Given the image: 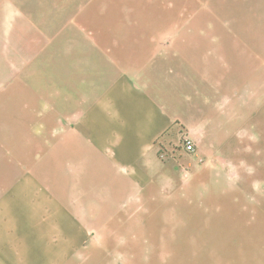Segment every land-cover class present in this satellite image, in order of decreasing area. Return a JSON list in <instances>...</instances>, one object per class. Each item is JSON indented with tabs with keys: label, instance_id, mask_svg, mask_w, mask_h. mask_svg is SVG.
<instances>
[{
	"label": "crops",
	"instance_id": "obj_1",
	"mask_svg": "<svg viewBox=\"0 0 264 264\" xmlns=\"http://www.w3.org/2000/svg\"><path fill=\"white\" fill-rule=\"evenodd\" d=\"M249 1L264 6V0ZM90 2L0 0V89L11 92L7 95L0 91V114L9 119L13 114L27 112L29 96L35 98L34 104L41 113H44V105L70 104L71 100L78 103L69 95L61 97L58 62L54 60L56 70L45 78L44 67L48 65L45 58L59 56V41L67 42L65 56L68 57L76 56L75 41H87V75L84 77L87 80L83 84L76 81L75 67L69 65L73 69H69L73 77L70 81L74 90L72 97L78 90H83L81 94H84L87 89V101L82 98L83 105H87V145L83 144L82 153L76 154L72 162L86 169L89 199L102 198L99 195L104 186L106 192L124 183L131 186V194L135 192L139 196L141 187L155 176L147 169V161L148 158L155 161V156H159V140L175 129L178 122L187 119L189 107L196 115L204 114V102L199 103L198 99L203 95L204 81L214 84L218 75L214 65L215 60L218 62V58L214 59L218 44H207L209 38L203 34L193 38L179 34L178 40L183 43L177 46L164 43L173 40L170 34L121 35L115 27L124 30L123 17L93 18ZM255 35L264 38L263 34ZM178 47L179 53L173 55ZM171 83L173 89L169 87ZM213 84L208 87L212 88ZM193 88L197 96L191 105L187 90ZM13 89L21 90L20 96L10 97ZM168 94L174 96L170 98ZM4 105L5 109L1 107ZM23 136L25 142V132ZM7 141L11 143L7 148L9 156L16 158L15 141ZM162 178L161 183L167 185L164 192L147 198L146 215L140 212L135 215L137 219L147 216L153 224L148 233L149 264L158 259L156 249H162L158 264H264V192H259L256 202L259 207H253L251 177H243V184L248 186L245 188L247 197L239 203L234 202L233 186L241 182L231 180L226 167L220 172L211 162L198 166L190 180L175 181L179 188L174 196L171 179ZM26 184L20 190L27 189ZM215 192L217 198L212 195ZM119 193L122 200L123 191ZM104 199L110 200V197L107 195ZM161 202L171 209L163 213ZM172 204L173 207L179 204L183 210L172 209ZM0 206V264H61L51 240L45 243L43 230H29L27 225L15 223L11 220V209L3 207L1 201ZM127 211L87 209V232L91 231V225L100 223L96 218H122L131 210ZM194 218L205 225L194 227ZM159 219L164 226H169L164 229L158 226L160 235L154 228ZM111 224L112 221L106 224V231L115 229ZM140 227L133 225L116 232L137 234ZM53 232L51 226L50 237L55 236ZM134 238L139 240V236L131 237ZM114 239L120 241L117 236Z\"/></svg>",
	"mask_w": 264,
	"mask_h": 264
},
{
	"label": "rangeland",
	"instance_id": "obj_2",
	"mask_svg": "<svg viewBox=\"0 0 264 264\" xmlns=\"http://www.w3.org/2000/svg\"><path fill=\"white\" fill-rule=\"evenodd\" d=\"M80 4L83 7V3ZM90 7L93 18L115 20L118 16L123 17L124 30L115 27L121 35L170 34L173 40L164 43L177 46L183 43L178 40L179 34L188 35V38L203 34L209 38L207 44H218L214 57L218 58V62H214L218 75L214 84L204 81L203 95L200 94L198 99L199 103L204 102V114L196 115L189 107L187 119L178 122L175 129L159 140V152L163 146L170 156L167 160L158 154L155 161L148 158L147 169L155 176L150 177L149 186L141 187L139 196L135 192L131 194V186L124 183L111 187L107 193L104 186L99 195L102 198L89 199L86 169L72 162L76 154L82 153L83 144L87 145V105H83V99L87 101V89L84 94H81L83 90H78L72 97L70 70L73 69L69 68V65L75 67L77 82L83 84L87 80L84 79L87 75V41H75L74 57L65 56L67 42L59 41V56L54 59L45 56L48 62L44 67L45 78L56 70L52 64L54 60L58 62L61 97L69 95L78 103L71 100L70 104L44 105V113H41L34 104L35 98L29 96L27 112L13 114L9 119L0 114V201L3 207L6 205L11 209L12 221L27 225L29 230H43L45 243L47 239L51 240L59 252L61 264H149L148 233L153 224L147 216L137 219L135 215L138 212L146 215L147 198L164 192L167 185L161 183L163 176L171 179L174 196L179 188L175 181L180 178L190 180L198 166L211 162L220 172L226 167L228 177L241 182L233 186L236 203L247 197L245 188L248 186L243 184V177H251L253 207H259L256 206L259 205L257 198L259 192H264V38L255 34L264 36V6L249 0H91ZM178 49L180 47L173 55L179 53ZM212 84L213 87L209 88ZM0 91L7 95L11 93L5 89ZM20 91L13 89L10 97L20 96ZM168 95L170 98L174 96ZM187 95L193 105L197 96L195 88L187 90ZM1 107L5 109L6 106ZM16 107L20 108V105ZM195 116H198L197 120L193 119ZM9 139L15 141L16 158L10 157V151H7L11 145ZM187 139L195 145V153L185 151L183 144ZM25 183L28 188L20 190ZM9 189L7 199V194L3 196ZM144 189L148 190L145 192ZM120 190L123 191L122 200H119ZM107 195L110 200L104 199ZM212 195L218 197L216 192ZM163 203L160 206L165 213L171 208ZM171 207L183 210L179 204ZM98 208L131 211L122 218L98 217L96 221L100 220V223L91 225V231L87 232V209ZM193 220L194 227L205 225L195 218ZM109 221L116 227L106 231ZM158 221L154 228L160 235L158 226L162 229L169 226H164V218ZM133 225L142 226L139 233H118ZM51 226L54 237L48 233ZM115 236L120 241H116ZM132 236H139V240L131 239ZM155 253L159 259L162 249H156ZM158 259L152 264H158Z\"/></svg>",
	"mask_w": 264,
	"mask_h": 264
},
{
	"label": "built area",
	"instance_id": "obj_3",
	"mask_svg": "<svg viewBox=\"0 0 264 264\" xmlns=\"http://www.w3.org/2000/svg\"><path fill=\"white\" fill-rule=\"evenodd\" d=\"M183 147L186 152L188 153H195V145L190 139L185 140ZM170 156V152L166 149L163 150V152L160 154V158L163 160H167Z\"/></svg>",
	"mask_w": 264,
	"mask_h": 264
},
{
	"label": "trees",
	"instance_id": "obj_4",
	"mask_svg": "<svg viewBox=\"0 0 264 264\" xmlns=\"http://www.w3.org/2000/svg\"><path fill=\"white\" fill-rule=\"evenodd\" d=\"M161 150H160V152H159V155L163 152V146H161Z\"/></svg>",
	"mask_w": 264,
	"mask_h": 264
}]
</instances>
